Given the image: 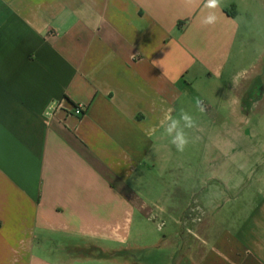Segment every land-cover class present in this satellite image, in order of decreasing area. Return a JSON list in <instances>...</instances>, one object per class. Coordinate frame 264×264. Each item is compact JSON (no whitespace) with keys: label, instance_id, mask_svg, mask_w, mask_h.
<instances>
[{"label":"crops","instance_id":"0c3cea01","mask_svg":"<svg viewBox=\"0 0 264 264\" xmlns=\"http://www.w3.org/2000/svg\"><path fill=\"white\" fill-rule=\"evenodd\" d=\"M249 1L221 0L206 26L205 0H0V264H264L259 129L188 186L201 142L179 152L164 131L221 82L264 128V48L235 80Z\"/></svg>","mask_w":264,"mask_h":264},{"label":"rangeland","instance_id":"374dc122","mask_svg":"<svg viewBox=\"0 0 264 264\" xmlns=\"http://www.w3.org/2000/svg\"><path fill=\"white\" fill-rule=\"evenodd\" d=\"M249 2L251 5L242 9L243 13L239 15V21L241 23L239 41L242 42L241 48L245 56L238 64L240 74L239 77L235 79L238 84L242 83L243 79L254 76L258 71L257 61H259V57L264 48V0H253V2ZM257 79L255 78L251 82V94L247 96L249 99V105L251 104V101H254L258 96L260 82H258ZM212 87H215L214 91L211 93V96H209L207 103L203 104V111L196 114L194 117L196 125L198 124V126H200L198 131L195 132L191 131V129H185L186 136L190 143L192 141L201 142V148L195 155L192 153V147L187 146L186 148V162L184 164V169L187 177V186L189 183H192L190 178L191 175L201 174L203 176L208 173L209 177L217 171L220 172L223 154L227 149H229L230 155L236 158V161L238 157L241 159L240 156L242 152L247 146H250V144L238 140L230 142L232 147H228L227 143V139H233V137L238 134L237 131L241 128L243 132L250 129V131L257 130L258 128V133L262 134L260 137H264V128H260V126L256 127L259 123L257 122V111L253 107L249 110V121L247 124L245 123V120L240 123L239 116L234 115L236 111L232 108L233 94L229 88L226 89V83H215ZM198 89L202 93H206V88L198 86ZM209 106H211V108H209ZM209 142L210 147L208 148L206 147V144ZM208 152L209 164L207 159ZM247 183L248 181L246 180L245 184ZM209 194H207L206 201L209 197H213ZM151 257L155 258V261L152 259L154 264H164L165 262L160 258L161 254L154 253ZM170 264L175 263L171 261Z\"/></svg>","mask_w":264,"mask_h":264},{"label":"clouds","instance_id":"9594fccd","mask_svg":"<svg viewBox=\"0 0 264 264\" xmlns=\"http://www.w3.org/2000/svg\"><path fill=\"white\" fill-rule=\"evenodd\" d=\"M191 2V0H189ZM221 0H205L204 7L209 9L208 15L203 20V25H213L217 21L215 14L216 9H219ZM197 107H202L201 102L197 101ZM167 123L164 128L167 136L171 138V144L175 146L176 150L183 152L185 147L189 143V139L186 136L185 129H191L196 126L194 117L188 112L181 110L178 117L166 116Z\"/></svg>","mask_w":264,"mask_h":264},{"label":"built area","instance_id":"2783aa9c","mask_svg":"<svg viewBox=\"0 0 264 264\" xmlns=\"http://www.w3.org/2000/svg\"><path fill=\"white\" fill-rule=\"evenodd\" d=\"M85 107L84 106H77L73 109V112L76 115H82L84 113Z\"/></svg>","mask_w":264,"mask_h":264}]
</instances>
